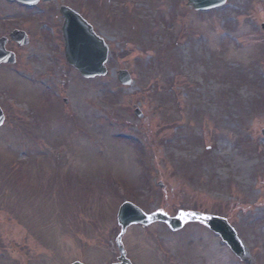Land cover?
Instances as JSON below:
<instances>
[{"label":"rangeland","instance_id":"rangeland-1","mask_svg":"<svg viewBox=\"0 0 264 264\" xmlns=\"http://www.w3.org/2000/svg\"><path fill=\"white\" fill-rule=\"evenodd\" d=\"M6 1L0 38L29 45L0 66V264H113L124 202L222 218L264 264V0ZM60 6L107 45L105 77L66 64ZM212 234L131 226L121 245L132 264H242Z\"/></svg>","mask_w":264,"mask_h":264},{"label":"water","instance_id":"water-1","mask_svg":"<svg viewBox=\"0 0 264 264\" xmlns=\"http://www.w3.org/2000/svg\"><path fill=\"white\" fill-rule=\"evenodd\" d=\"M16 1H20L27 5H34L39 0ZM225 1L226 0H189V5L195 10H206L222 6ZM61 14L65 18L62 32L65 42V57L67 63L77 70L85 79L105 76L108 48L105 46L104 42L96 37L92 33L91 28L72 11L62 8ZM262 29L264 30V25L262 26ZM9 38L19 47H24L28 44V38L26 34L22 32L15 31ZM7 42L8 40L5 38L0 39V64L13 65L15 63V56L6 51L5 46ZM118 82L123 86H130L132 84L130 76L125 71L118 73ZM135 114L138 118H141V114L138 110L135 111ZM3 123L4 115L0 109V126H2ZM183 217H186L190 221L200 220V215L198 214L192 216L179 214L177 218H169L159 213L146 216L129 203L122 205L117 217L118 224L122 228L121 235L117 239V247L120 253L117 264H130L125 258V252L120 246V240L129 226L135 224L148 226L154 222H162L167 224L171 230L176 231L182 227L181 221ZM207 225L214 233L221 237L238 258L245 260L243 247L237 239L234 231L224 220L210 218Z\"/></svg>","mask_w":264,"mask_h":264},{"label":"flooded vegetation","instance_id":"flooded-vegetation-1","mask_svg":"<svg viewBox=\"0 0 264 264\" xmlns=\"http://www.w3.org/2000/svg\"><path fill=\"white\" fill-rule=\"evenodd\" d=\"M60 8V7H59ZM59 8H57L59 10ZM9 45V44H8Z\"/></svg>","mask_w":264,"mask_h":264}]
</instances>
